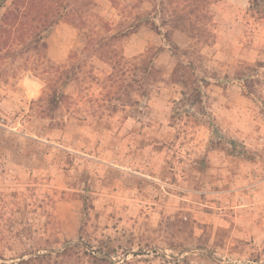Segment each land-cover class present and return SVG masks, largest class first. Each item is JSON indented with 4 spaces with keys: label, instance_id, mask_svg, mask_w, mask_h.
<instances>
[{
    "label": "rangeland",
    "instance_id": "1",
    "mask_svg": "<svg viewBox=\"0 0 264 264\" xmlns=\"http://www.w3.org/2000/svg\"><path fill=\"white\" fill-rule=\"evenodd\" d=\"M196 6L178 56L165 34ZM142 57L157 70L145 96ZM189 60L206 112L172 74ZM0 264H264V10L7 0Z\"/></svg>",
    "mask_w": 264,
    "mask_h": 264
},
{
    "label": "trees",
    "instance_id": "2",
    "mask_svg": "<svg viewBox=\"0 0 264 264\" xmlns=\"http://www.w3.org/2000/svg\"><path fill=\"white\" fill-rule=\"evenodd\" d=\"M6 1L7 0H0V7L3 6ZM250 1H251L252 9L264 10V0H250ZM200 6H196L194 11L192 10L185 14L176 15L175 20L180 21L185 26L179 28L174 25V28L169 29L165 34L166 41L172 47L174 53L178 56H187L189 51L184 50L181 47V45L174 42L172 35L175 32V29L180 30L181 32H186L187 30H189L190 32L193 33V29H195L194 28L195 25L191 18V14L197 11L200 12L199 10ZM4 17H7V14ZM163 24L167 25V20H164ZM126 34L127 32H121L120 36H125ZM189 63H190L189 65H186L184 64V62H179L172 72L174 79L181 82L185 87V90L183 91L184 97L181 101L189 102L188 104L190 105L201 104L203 110L205 109L206 112V106L204 105V99H203L204 98L203 89L208 85V80H206L203 77H200L196 73L197 68L193 66L194 63L191 60H189ZM190 68L192 69V72L188 71V69ZM156 72L157 70L153 65L152 59H147L143 57L140 59V64L137 67L136 80L138 84L137 89L140 90V94L142 96L147 95V92L149 90L148 85L151 83L150 79L153 78L154 81L157 80L156 78L157 76L154 75ZM140 113L143 114V111H141ZM23 261H27V260H23Z\"/></svg>",
    "mask_w": 264,
    "mask_h": 264
},
{
    "label": "water",
    "instance_id": "3",
    "mask_svg": "<svg viewBox=\"0 0 264 264\" xmlns=\"http://www.w3.org/2000/svg\"><path fill=\"white\" fill-rule=\"evenodd\" d=\"M191 250H192V248H190ZM206 252H208V251H206ZM215 259H217L216 257H214ZM217 260H219V259H217Z\"/></svg>",
    "mask_w": 264,
    "mask_h": 264
}]
</instances>
